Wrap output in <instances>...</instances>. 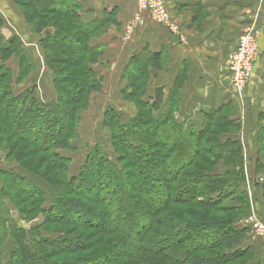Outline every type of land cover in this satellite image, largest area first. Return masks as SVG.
I'll list each match as a JSON object with an SVG mask.
<instances>
[{"label":"trees","instance_id":"trees-1","mask_svg":"<svg viewBox=\"0 0 264 264\" xmlns=\"http://www.w3.org/2000/svg\"><path fill=\"white\" fill-rule=\"evenodd\" d=\"M13 2L39 36L55 98L44 101L35 86L15 92L34 71V60L20 36L4 40L0 19V144L19 151L28 166H22L27 176L9 173L0 189V264L12 245L8 264H232L246 256L233 252L245 239L237 223L250 204L243 190L241 143L222 138L241 128L226 114L231 103L205 114L200 129L176 121L177 98L169 113L155 116L164 92L157 89L154 102L145 101V82L148 68L162 70L164 56L134 58L124 75L128 72V82H141L136 95L146 118L125 124L123 114L107 109L103 127L111 130L117 158L97 146L72 178L70 160L60 151L72 149L90 92L103 89L104 78L93 68L102 53L92 47L91 38L103 33L110 19L116 22V10L87 23L74 0ZM12 59L19 61L17 72L7 66ZM186 79L185 73L178 79L177 92ZM133 96L134 91L127 98ZM218 160L227 171H217ZM9 185L19 194L10 195ZM4 198L20 216H44L31 239L11 227ZM26 204L33 207L25 210L21 205ZM209 230L217 232L214 239L206 237Z\"/></svg>","mask_w":264,"mask_h":264},{"label":"crops","instance_id":"crops-1","mask_svg":"<svg viewBox=\"0 0 264 264\" xmlns=\"http://www.w3.org/2000/svg\"><path fill=\"white\" fill-rule=\"evenodd\" d=\"M74 1L80 5L82 18L87 23L104 19L105 13H110L113 9L117 13L116 22L109 33L91 41L93 48L105 50L101 55L102 58L95 65V67H102L97 72L104 78L102 92L117 91L115 95L123 98L124 91L122 89L119 91L118 88L121 87L119 83L125 72L124 69L131 60L143 54L162 53L164 56L162 70L148 68L150 80L144 97L152 98L153 103L156 90H164V102L157 114L169 112L171 102L180 97L176 104V121L200 129L204 125L205 114L226 107L230 103L232 106L237 104L239 112L233 113L231 119L243 124L242 134L247 142V151L256 150L255 138L260 128L264 127V0H166L168 8L174 15V21H172L177 26V33L172 34L169 28L148 23L145 27L139 26L135 29L125 41V25L128 22L130 24L136 15L138 0ZM253 23L257 25L256 37L260 56L255 64L252 82L245 92V105L242 106L245 111L243 109L241 111L238 95L229 80L226 64L237 48L239 35L244 28ZM1 32L6 42L13 35L20 36L18 33L7 36L2 29ZM176 36L179 38L177 41H175ZM36 37L39 38L37 35ZM25 49L33 59L30 49L27 47ZM39 49L42 55L40 45ZM16 61V65H7L14 72L18 70L19 61ZM43 70L49 73L45 63ZM33 72L27 78L33 82L26 80L15 86L17 94L33 86L38 87L41 92L39 84L41 78L39 79L38 72ZM36 73L37 76H35ZM184 73L187 74V79L181 90L177 92V81ZM116 84L119 87L113 88ZM17 87L23 89L17 92ZM125 87L123 84L122 88L125 89ZM41 98L49 102L55 98V93L48 99L42 94ZM222 138L224 141L229 138L239 140L238 133L233 131ZM87 154L84 156L82 166ZM245 242L249 244L247 239Z\"/></svg>","mask_w":264,"mask_h":264},{"label":"rangeland","instance_id":"rangeland-1","mask_svg":"<svg viewBox=\"0 0 264 264\" xmlns=\"http://www.w3.org/2000/svg\"><path fill=\"white\" fill-rule=\"evenodd\" d=\"M166 8L169 11L170 17L174 21V15L172 11H170L168 6ZM116 18H117V15H116ZM0 19H3L4 21V26L2 28V31H5L7 36H11L12 33H18L21 36V39L25 47L30 49L33 55V59H34V66H35L34 71L38 72V77L39 79L41 78L40 83H39L41 87L40 93L41 95L43 94L45 98L47 99L52 97L54 93V89L51 85V75L48 72L44 71L45 69L43 70L45 61H43L44 59H43V56L41 55V50L39 49V45H40L38 44L39 38L36 37V35L33 34L32 31H30L26 23V19L22 16L21 12L19 11L17 5L13 2V0H0ZM114 23H115L114 20L110 19L109 24L104 27L105 30H102L103 33L98 34L97 36H94L93 38H91V41L93 39H96L97 37H101L109 33ZM129 25H130L129 22L125 25L124 33H126V35L124 37V41L128 39L129 35H131L130 32L132 30L131 31L129 30ZM238 47H239V41L237 44V48L232 54L231 58H228V62L226 64L228 70L231 67L230 66L231 59L238 54ZM97 49L102 54L105 51L103 48H97ZM258 51H259V47H258ZM259 56H260V51H259ZM259 56H258V59H259ZM98 58L100 59L102 57L99 56ZM256 62L254 63V65L256 64ZM9 64L11 66L16 65L17 64L16 59H14ZM93 67H94V71L96 72H98L99 68H102L99 66L95 67V65ZM255 67H254V70H255ZM148 74L149 76H148L147 83L145 82V85L147 88L149 86L148 82L150 80V72ZM35 76H37V73L35 74ZM127 78H129L128 72L126 73V75L122 76V80L119 83L121 87L118 86L119 87L118 88L117 84L113 86V88L117 87L119 91L121 89L124 91L122 92V96L124 99L121 98L120 96L115 95L117 91L113 93H110L107 91L102 92V90L99 91L98 93L90 92L89 94V100H90L89 104L90 105L88 106V108L83 109L81 112L82 116H80V126H79L80 131H79L78 137L72 142V149L60 151V154L62 156L64 155L63 157H66L67 159L70 160L69 161L70 162V165H69V176L70 177L73 178V176H77L79 174L80 172L79 169L81 168L82 162L85 158L84 156L87 154L89 149H93L99 146V147H102V150H104V152H106L108 156L113 158V160L117 158L114 152L115 149L112 146V142H111V138H112L111 130L109 128L103 127V123H104L103 121L105 119V115H106L105 112L107 109L113 108L115 109L117 113L123 114L124 118L122 119V122H124L125 124H128L130 120H138V119H139V122L142 123L143 119L146 118L143 115L145 113L143 111L144 109L139 104V98H137V95H136L138 93L137 86L141 85V82L134 81V80H132L131 82H128ZM230 78L231 76L229 72V80ZM252 78H253V74H252ZM252 78L250 79V82L245 87L242 95L240 96L237 94L239 104H240L239 107L241 111L242 109L243 111H245V109L242 106L245 105L244 104L245 97H246L245 92H246L248 85L252 82ZM29 81L33 82V80H27V82ZM132 83L135 85L134 88L131 87V85H133ZM123 84L124 86H126L125 89L122 88ZM22 89H23L22 87H19L17 89V92L21 91ZM133 91H134V96L132 97L131 100H129L127 97ZM163 97H164V94H163ZM149 99H146L145 101H148ZM178 100H180V97L178 98ZM168 111L170 112V107ZM237 112H239V109L237 107V104H235V106L231 105L228 108V110L226 111V114L228 115L230 113L233 114ZM157 115L158 114H156L155 116ZM141 126L144 128H148V126H144V124ZM242 127H243V124L241 125V128L236 130L235 132L238 133V138L241 143L243 165L245 167V170H244L245 176H244V181H243L245 184L243 183L244 184L243 190H245V194L247 195V199L249 200L250 211L247 213L245 218H243L237 223L238 228L244 232L245 239L243 240V242H241L237 247L233 249L234 253L243 252V253H246V256L242 258H238L232 264H264V238L258 234V230L256 227L257 223L258 224L261 223L264 225V189H263L264 188V148H263L264 138H262L261 136L264 133V127L260 128V130L258 131L257 137L255 138L254 144H255L256 150L254 152L247 151L248 150V147L246 145L247 142L245 141V137H243ZM230 131H233V130L231 129ZM151 139H152V136L150 135L148 140H151ZM18 146L19 145H17V147ZM6 147L7 146L3 145L2 143L0 144V189H3V186L6 183L5 180L10 178L8 177L9 173H14V174L17 173L20 175L27 176L26 171L22 169V166H27V165H25L19 159V156H18L19 151L12 152V150ZM44 160L45 158L44 159L42 158L41 162H44ZM48 163L49 165H51L50 162ZM216 166H218L217 171L219 173L227 171V168H228L226 163L222 160H218V163L216 164ZM47 167L48 166H45V168L43 167L41 168V170H45L47 169ZM36 172H40V169L37 170ZM29 180H31V178ZM36 182L37 184H40L38 178ZM12 186L9 185L8 187L10 189L9 194L10 195L19 194L18 191L11 192ZM46 189H48V187H46ZM4 199L3 200L6 202L7 208L11 211L9 215L12 218L11 227L15 229L24 230L28 238L31 239L32 238L31 233L33 232V230L36 229L37 227H40L45 222L44 216L38 215L36 212L31 217L25 218V216L24 217L20 216L18 209L17 208L15 209V205L12 202H10L8 198H4ZM49 205H50V202H49ZM21 206L25 210L33 207V206L31 207V204H26V205H21ZM144 220L145 219L143 218L139 219V221H144ZM51 229H53V226H51ZM215 234H217L216 231L209 230L208 234H206L207 235L206 237L213 238ZM42 235L47 237V235L49 234H47L46 232H42ZM246 239L249 242V244L245 242ZM6 243L7 244L12 243L10 237L7 238ZM9 247H10V250L8 251V253L5 254L4 256L5 260H3L2 264H8V261H9L8 258L10 256V253L13 251V245ZM250 249L253 251H251Z\"/></svg>","mask_w":264,"mask_h":264},{"label":"built area","instance_id":"built-area-1","mask_svg":"<svg viewBox=\"0 0 264 264\" xmlns=\"http://www.w3.org/2000/svg\"><path fill=\"white\" fill-rule=\"evenodd\" d=\"M166 7V0H138V11L129 25V30H132L130 33L139 26L145 27L148 23H154L169 28L172 34H176L177 26ZM256 27V23H253L242 31L239 36L238 54L231 59L230 80L240 96L252 78L254 63L259 56ZM256 227L258 234L264 238V225L257 223Z\"/></svg>","mask_w":264,"mask_h":264},{"label":"water","instance_id":"water-1","mask_svg":"<svg viewBox=\"0 0 264 264\" xmlns=\"http://www.w3.org/2000/svg\"><path fill=\"white\" fill-rule=\"evenodd\" d=\"M177 39H179L178 36H176L175 41H177Z\"/></svg>","mask_w":264,"mask_h":264}]
</instances>
